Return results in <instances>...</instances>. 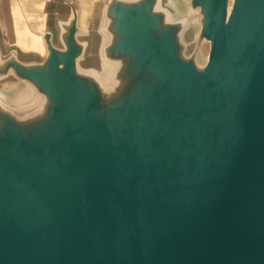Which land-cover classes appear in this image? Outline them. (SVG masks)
Returning a JSON list of instances; mask_svg holds the SVG:
<instances>
[{
  "label": "water",
  "instance_id": "water-1",
  "mask_svg": "<svg viewBox=\"0 0 264 264\" xmlns=\"http://www.w3.org/2000/svg\"><path fill=\"white\" fill-rule=\"evenodd\" d=\"M64 1L0 54V264H264V0H186L202 67L171 0H102L98 65Z\"/></svg>",
  "mask_w": 264,
  "mask_h": 264
},
{
  "label": "crops",
  "instance_id": "crops-1",
  "mask_svg": "<svg viewBox=\"0 0 264 264\" xmlns=\"http://www.w3.org/2000/svg\"><path fill=\"white\" fill-rule=\"evenodd\" d=\"M76 3L78 24L88 23L102 0H72ZM186 2V0H183ZM64 0H0V54L19 57L43 56L44 34L57 40L58 20L65 17Z\"/></svg>",
  "mask_w": 264,
  "mask_h": 264
},
{
  "label": "rangeland",
  "instance_id": "rangeland-1",
  "mask_svg": "<svg viewBox=\"0 0 264 264\" xmlns=\"http://www.w3.org/2000/svg\"><path fill=\"white\" fill-rule=\"evenodd\" d=\"M172 4L176 6V9L173 10L172 16L174 15L175 19L182 20V28L179 33V40L182 44V53L188 58L190 56L193 57L196 65L198 67H202L206 62L208 50H209V41L205 38L198 39L200 34V14L196 10H190L187 8V3L183 2V0H171ZM88 23L80 24L79 35L82 38L87 39V54L85 55L84 61L87 60L88 57H92L89 60V63H95L98 65V57L95 54V45L93 41H95V26L97 23V10L96 13L92 15L90 19H88ZM97 43V41H96ZM94 46V47H93ZM94 55V56H93ZM87 62V61H86ZM16 86V82L13 79H9L7 81L0 83V89H11ZM24 90V86L20 83V91Z\"/></svg>",
  "mask_w": 264,
  "mask_h": 264
},
{
  "label": "bare ground",
  "instance_id": "bare-ground-1",
  "mask_svg": "<svg viewBox=\"0 0 264 264\" xmlns=\"http://www.w3.org/2000/svg\"><path fill=\"white\" fill-rule=\"evenodd\" d=\"M111 86H114V84L111 83Z\"/></svg>",
  "mask_w": 264,
  "mask_h": 264
}]
</instances>
